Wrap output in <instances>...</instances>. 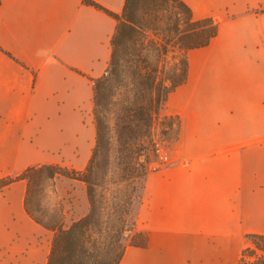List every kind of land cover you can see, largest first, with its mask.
Here are the masks:
<instances>
[{"label":"crops","instance_id":"0c3cea01","mask_svg":"<svg viewBox=\"0 0 264 264\" xmlns=\"http://www.w3.org/2000/svg\"><path fill=\"white\" fill-rule=\"evenodd\" d=\"M120 13L125 0H94ZM218 31L187 51L186 80L160 113L179 118L170 161L144 175L119 264H237L264 233V0H183ZM116 19L83 0H0V178L86 162L95 142L91 77ZM80 163V164H77ZM26 180L0 187V264H46L52 231L26 211Z\"/></svg>","mask_w":264,"mask_h":264},{"label":"trees","instance_id":"16d2710c","mask_svg":"<svg viewBox=\"0 0 264 264\" xmlns=\"http://www.w3.org/2000/svg\"><path fill=\"white\" fill-rule=\"evenodd\" d=\"M83 1L104 10L117 21L110 37V58L105 71L90 78L95 142L87 163L81 170L59 163L35 164L16 175L0 178V187L16 179L26 180V211L53 232L46 264H119L128 245L146 244V235L135 229L134 220L129 224L121 218L126 236L124 242H119L117 251L112 250L106 258H101L96 242L92 244L93 251L88 247L92 233L102 222L104 205L97 195L109 165L111 140L115 137L122 177L130 179L133 176L127 173L132 170L133 148L141 146L157 154L152 127L168 94L187 78V51L207 45L218 31V23L212 16L194 17L183 0H125L120 13L94 0ZM159 9L169 14L163 17ZM119 87L124 90L120 102L116 98ZM167 117L175 126L174 141L178 137L179 118ZM45 174L64 175L85 185L89 210L69 226L61 222L42 223L29 208V195ZM246 238L248 243L242 248L237 264H264V233H247Z\"/></svg>","mask_w":264,"mask_h":264},{"label":"rangeland","instance_id":"374dc122","mask_svg":"<svg viewBox=\"0 0 264 264\" xmlns=\"http://www.w3.org/2000/svg\"><path fill=\"white\" fill-rule=\"evenodd\" d=\"M158 12L162 13L161 16L163 17L169 14V11L162 9H159ZM160 23L164 25L163 21H160ZM168 59H170L169 56ZM123 92L124 90L119 87L116 94L119 102ZM167 116L169 115L160 113L152 127L151 136L158 147L157 154L146 148H141V146H137L136 149L133 148L132 157L130 158L132 170L127 173L129 176H133L130 179L122 177L124 172L119 165L115 137L111 140L109 165L106 170L104 184L99 188L97 195L102 200V205H104L102 222L99 229H95L93 233L91 232L92 238L88 243V247L92 251L93 242L99 245L100 251L98 254L101 258H106L112 250L117 251L119 242L125 241L126 232H122L121 228V225H125V223L122 222L121 218L129 224L134 220V210L141 197L144 172L149 168L165 165L170 161L169 148L173 142L175 126L173 120ZM91 120L93 121V114ZM45 163H59L81 170L85 167L87 161L81 162V164L77 163L80 164L79 167H74V162L71 161ZM29 208L42 223L55 224L61 222L64 226H69L73 220L89 210L85 185L81 181L64 175L49 177L45 174L29 195ZM110 224L115 225V227H110Z\"/></svg>","mask_w":264,"mask_h":264}]
</instances>
